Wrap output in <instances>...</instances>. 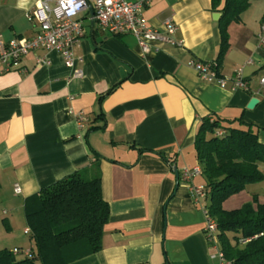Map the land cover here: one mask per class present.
<instances>
[{
  "label": "crops",
  "instance_id": "obj_1",
  "mask_svg": "<svg viewBox=\"0 0 264 264\" xmlns=\"http://www.w3.org/2000/svg\"><path fill=\"white\" fill-rule=\"evenodd\" d=\"M38 1L0 0V37H34L38 25L26 15ZM212 8V0H151L142 17L154 28L172 20L184 44L144 57L133 36L104 33L84 14L85 35L74 47L83 62L74 69L59 53L42 50L23 60L22 71L0 75L1 236L30 237L26 200L81 173L101 177L110 219L102 250L73 264H213L204 205L190 192L206 181L189 184L180 174L198 165L195 140L204 118L242 120L264 144V52L257 48L264 0L230 25L220 71L231 79L244 67L247 92L206 83L187 66L217 60L220 13ZM254 198L264 205V182L223 208L239 210Z\"/></svg>",
  "mask_w": 264,
  "mask_h": 264
},
{
  "label": "trees",
  "instance_id": "obj_2",
  "mask_svg": "<svg viewBox=\"0 0 264 264\" xmlns=\"http://www.w3.org/2000/svg\"><path fill=\"white\" fill-rule=\"evenodd\" d=\"M254 1L212 0V9L221 14V45L215 61L219 73L230 48L228 29L241 21ZM218 131L223 135L218 136ZM195 151L206 181V210L218 225L226 259L230 264H264V205L254 198L239 210L229 212L223 208L232 196L264 182V144L258 134L242 120L210 116L201 122ZM25 217L35 249H31L30 257L20 259L17 257L23 252L15 255L2 250L0 264H73L99 253L104 227L110 219L101 177L89 179L75 173L42 189L26 200ZM229 234H234L233 238Z\"/></svg>",
  "mask_w": 264,
  "mask_h": 264
},
{
  "label": "built area",
  "instance_id": "obj_3",
  "mask_svg": "<svg viewBox=\"0 0 264 264\" xmlns=\"http://www.w3.org/2000/svg\"><path fill=\"white\" fill-rule=\"evenodd\" d=\"M151 0L145 2L133 0H39L34 9L26 15L30 22H36L38 31L29 39H13L6 41L0 37V75L22 71L21 64L29 55L38 51H55L64 59L68 68L74 69L76 63L83 59H76L74 47L84 37L82 15L86 14L93 22H97L100 29L112 36H133L141 51L142 57L151 53L161 52L164 46L182 47L184 41L177 40L178 25L172 20L166 21L160 28L150 26L142 17V12ZM258 50L264 52V22L258 36ZM43 64H47L44 60ZM248 64H252L249 61ZM201 80L209 84L218 85L222 89L230 86L232 91H249V84L244 75V67L236 70L231 79L224 78L217 70L216 62L191 60L188 65ZM76 78L82 77V71L75 70ZM264 86V78L261 79ZM230 85V86H229ZM218 136L223 132L218 131ZM202 168H185L181 171V179L191 184L195 178L203 177ZM193 199L204 205L207 218L205 234L211 252L210 260L213 264H230L226 259L218 239V225L209 218L206 210L208 193L205 186H190ZM15 193L21 194V188L15 185ZM30 234V230H26ZM22 251L16 250L15 255ZM31 250L23 252L26 257L31 256Z\"/></svg>",
  "mask_w": 264,
  "mask_h": 264
},
{
  "label": "rangeland",
  "instance_id": "obj_4",
  "mask_svg": "<svg viewBox=\"0 0 264 264\" xmlns=\"http://www.w3.org/2000/svg\"><path fill=\"white\" fill-rule=\"evenodd\" d=\"M258 184L251 185V186H257ZM231 238H233L234 234H229ZM29 236H23L22 241H19V238H8V237H3L0 235V251L2 250H10L15 252L16 250L22 251L27 253L29 250L32 249V247L35 249V244L32 242V240L29 239ZM25 257L24 254H19L18 259Z\"/></svg>",
  "mask_w": 264,
  "mask_h": 264
},
{
  "label": "water",
  "instance_id": "obj_5",
  "mask_svg": "<svg viewBox=\"0 0 264 264\" xmlns=\"http://www.w3.org/2000/svg\"><path fill=\"white\" fill-rule=\"evenodd\" d=\"M221 17V14H216L215 15V19L218 20ZM255 104H257L256 100H252L251 104H250V108H252Z\"/></svg>",
  "mask_w": 264,
  "mask_h": 264
}]
</instances>
